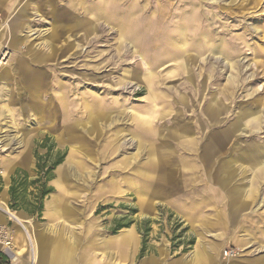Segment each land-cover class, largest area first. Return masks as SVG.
Masks as SVG:
<instances>
[{
    "label": "rangeland",
    "instance_id": "374dc122",
    "mask_svg": "<svg viewBox=\"0 0 264 264\" xmlns=\"http://www.w3.org/2000/svg\"><path fill=\"white\" fill-rule=\"evenodd\" d=\"M88 107L104 128L82 126ZM0 163L21 184L7 206L30 235L65 220L76 264H168L199 242L219 264L264 257V0H0ZM235 189L248 207L219 238Z\"/></svg>",
    "mask_w": 264,
    "mask_h": 264
},
{
    "label": "crops",
    "instance_id": "0c3cea01",
    "mask_svg": "<svg viewBox=\"0 0 264 264\" xmlns=\"http://www.w3.org/2000/svg\"><path fill=\"white\" fill-rule=\"evenodd\" d=\"M155 158V157H154ZM8 164H1L0 163V224H8L9 223V216L6 212V208L4 207L2 202H5L7 205L10 204L11 202V195H10V188L12 186V180H7L3 174L2 170L8 171ZM60 173V172H58ZM3 177V178H2ZM63 179V178H61ZM60 179V181H61ZM222 180H226V178H222ZM53 185L56 187V179L52 182ZM220 192H216V198L214 201H221L223 202V192L221 190V185L219 186ZM227 190V189H226ZM225 190V192H226ZM227 192H229L227 190ZM236 189L233 190V193L230 197L226 196L229 203L231 201V206L230 204H220L217 206V213L215 216V224L219 227L220 230V235H218L219 238H224L226 235V231H228V225H236L237 221L241 217V215L244 213V210L248 207V202H244L242 199H238L239 202H235L236 198ZM56 193L52 195V197L49 199L51 201L46 202V207H45V215L47 218H50L52 220H57L59 218H62L63 216L67 215L69 209L65 206V204L60 203L58 198H57V204H56ZM238 197V198H240ZM225 201V200H224ZM222 205V207H221ZM8 207V206H7ZM9 208V207H8ZM10 209V208H9ZM7 215V216H6ZM29 218L31 220V216H28L26 214H22ZM60 220V219H59ZM66 221L64 220L62 222L63 226L57 227L56 225H51L46 224V225H37L36 227H33V232L38 234L39 242L40 244H43L44 250L47 252L53 248H67L70 250V252L73 254L74 257V264H76L75 260V248L74 247H69L65 243H63L62 238L65 236H68V233L66 234L64 231H66L64 228L65 227ZM49 231V234H46L45 231ZM133 230H125L121 233L120 236H118L117 241L124 240L126 237L132 236ZM51 234V235H50ZM66 234V235H65ZM231 241H235V237L238 238L237 234L233 231L230 236H228ZM71 238V236H70ZM241 241V240H240ZM238 244V243H237ZM243 244V241H242ZM210 250V251H209ZM162 252L165 250L161 249ZM216 253L217 250L215 246H209L208 249L206 245L203 242H199L197 244L196 248L188 255V256H183L181 259L171 261L168 264H219L218 260L214 258L213 253ZM25 256V255H24ZM23 258V257H22ZM25 258V257H24ZM49 260H52L50 258ZM155 259H150L149 264H157ZM52 262V261H51ZM52 264H56V258L53 261ZM231 264H264V257H259L253 260H240V261H232Z\"/></svg>",
    "mask_w": 264,
    "mask_h": 264
},
{
    "label": "bare ground",
    "instance_id": "6f19581e",
    "mask_svg": "<svg viewBox=\"0 0 264 264\" xmlns=\"http://www.w3.org/2000/svg\"><path fill=\"white\" fill-rule=\"evenodd\" d=\"M17 20V19H16ZM141 21V20H140ZM12 22V21H11ZM113 22V21H112ZM108 23V22H107ZM191 23V22H189ZM110 24V23H109ZM16 25V24H15ZM12 27V25H11ZM20 27V26H19ZM130 35L132 38H138L141 37V32L142 30L141 29H138L136 28L135 26L134 27H130ZM123 33V32H122ZM183 34L185 36V32L183 31ZM123 35V34H122ZM121 37V36H119ZM187 43V42H186ZM172 47V46H170ZM172 50H175V49H172ZM132 77H137L138 80L139 79V76H136V72H134V74L132 75ZM123 87V86H122ZM138 85L135 86V89H134V93L138 90ZM63 99V102L62 104L64 106H66V100H64V97H62ZM184 100V99H183ZM87 107V106H86ZM213 109V108H212ZM93 108L91 107H88L87 108V111L90 115V117L93 115ZM98 113H105V111L102 109V107H100V110H96ZM125 112H128L127 108L124 109ZM214 111V109H213ZM107 113V112H106ZM112 114L110 115H107L108 116V119H110V121H107L109 122L108 124V127H111L114 123L118 122V121H121L120 120V115L119 114H116V115H113V112H111ZM129 113V112H128ZM66 119L67 121H69L70 119V116L68 114H66ZM102 116L103 115H93L91 118H90V121L87 122L86 124L82 125L83 127H88L89 126V129L90 130H94V123L97 124L98 126L100 127H103L104 125H102ZM11 117V116H10ZM133 117V116H132ZM124 120V119H122ZM88 121V120H87ZM107 127V126H105ZM104 128V127H103ZM92 130V131H93ZM100 131V130H99ZM120 133H117V136L119 135ZM124 135H126V138L129 137V140H124L123 142H126V141H130V143H137V140L134 138V136L128 132H124ZM127 142V143H128ZM122 144V143H121ZM120 144V145H121ZM107 146V145H106ZM122 146V145H121ZM104 148V147H103ZM120 148V146H119ZM118 148V149H119ZM73 149V148H72ZM73 154V153H72ZM71 154V155H72ZM71 155H70V161L69 163L73 160V158H71ZM136 156V154H135ZM68 163V162H67ZM68 163V164H69ZM70 165H65L64 166V171L61 173V178L62 177H65L68 175L69 173V169H70ZM3 171V174L4 177L9 180V177H10V172L9 171H6V170H2ZM78 179V178H77ZM237 190V189H236ZM238 193V191H236ZM1 204L4 205V207L6 208V212L9 216L10 219L14 220L15 222V226L18 228V230H16V237H18V243H19V247L21 248V252H18L17 250V246H16V238H15V246H16V250H15V259H14V264H18L19 263V259L21 258L22 259V255L24 253V259H23V264H50V261L48 262L49 258L51 257L52 260H55L56 258V264H74V257H73V254L70 252L69 249L67 248H53L49 251H45V250H42L41 249V245H40V242H39V238H38V234H36L35 232H31V235H30V231L28 230L29 229V218H27L26 216L24 215H20L18 214L17 212L9 209L7 207V204L5 202H2ZM7 216V215H6ZM31 221V220H30ZM16 223L18 225H16ZM5 225V224H3ZM17 232H18V236H17ZM66 235V234H65ZM34 243V245H33ZM25 245L27 246L28 245V248L25 247ZM29 256V258H28ZM30 259V260H29ZM29 260V261H28ZM51 260V261H52ZM53 263V261L51 262V264Z\"/></svg>",
    "mask_w": 264,
    "mask_h": 264
},
{
    "label": "built area",
    "instance_id": "2783aa9c",
    "mask_svg": "<svg viewBox=\"0 0 264 264\" xmlns=\"http://www.w3.org/2000/svg\"><path fill=\"white\" fill-rule=\"evenodd\" d=\"M6 225L0 224V260L5 264L14 263L15 259V238L17 228L14 226V220L9 219ZM16 225H18L16 223Z\"/></svg>",
    "mask_w": 264,
    "mask_h": 264
},
{
    "label": "trees",
    "instance_id": "16d2710c",
    "mask_svg": "<svg viewBox=\"0 0 264 264\" xmlns=\"http://www.w3.org/2000/svg\"><path fill=\"white\" fill-rule=\"evenodd\" d=\"M60 164V161L59 162H57L54 166H57V165H59ZM48 173H50V171L48 172ZM18 185V186H17ZM21 186V184H18V183H16V182H13L12 183V186H11V188H10V195H11V207L12 208H15V205L14 204H12V202H17L18 201V199H19V195H17L18 194V189L19 188H17V187H20ZM51 193V190L50 189H47V190H45L43 193H42V196L40 197V199H43L45 196H47L48 194H50ZM40 199H38V200H40ZM118 227H120V228H122L121 226H118ZM0 264H5V262L4 261H2V260H0Z\"/></svg>",
    "mask_w": 264,
    "mask_h": 264
}]
</instances>
